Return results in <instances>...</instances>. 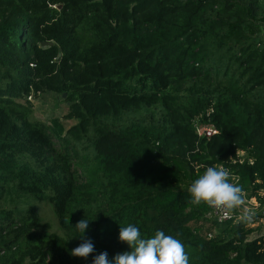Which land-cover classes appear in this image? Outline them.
<instances>
[{"label":"trees","instance_id":"obj_1","mask_svg":"<svg viewBox=\"0 0 264 264\" xmlns=\"http://www.w3.org/2000/svg\"><path fill=\"white\" fill-rule=\"evenodd\" d=\"M44 93L73 125L35 119ZM209 166L264 205V0H0V264L112 259L128 224L189 264H264L256 218L191 203Z\"/></svg>","mask_w":264,"mask_h":264},{"label":"clouds","instance_id":"obj_2","mask_svg":"<svg viewBox=\"0 0 264 264\" xmlns=\"http://www.w3.org/2000/svg\"><path fill=\"white\" fill-rule=\"evenodd\" d=\"M241 192L239 185L229 181V173L226 170L214 166L207 167L188 188L193 205L204 203L226 210H232L243 203ZM248 218L246 214L245 219ZM73 227L80 233L76 238L81 243L71 250V255L87 260L90 254L95 253L92 239L86 236L90 221L82 218ZM118 240L126 243L130 250L118 253L112 259H109L107 252H100L92 255L91 264H189L182 241L162 230L144 238L136 226L128 224L121 227Z\"/></svg>","mask_w":264,"mask_h":264},{"label":"built area","instance_id":"obj_3","mask_svg":"<svg viewBox=\"0 0 264 264\" xmlns=\"http://www.w3.org/2000/svg\"><path fill=\"white\" fill-rule=\"evenodd\" d=\"M32 97H27V101H31ZM197 134L200 137L210 138L216 134V131L211 126H205L197 128ZM243 153H240L242 156ZM243 203L232 210H226L223 208L210 207V212L207 214L206 218L215 221L216 223H223L230 221L232 219H245V215H248V221L252 222L255 218L257 219V226L264 228V205H261L256 201L255 198H246L244 194L241 193ZM209 237L211 235H208Z\"/></svg>","mask_w":264,"mask_h":264},{"label":"rangeland","instance_id":"obj_4","mask_svg":"<svg viewBox=\"0 0 264 264\" xmlns=\"http://www.w3.org/2000/svg\"><path fill=\"white\" fill-rule=\"evenodd\" d=\"M31 103L33 104L34 108L33 116L40 122L50 124V122L57 119L59 120V126H63V128H67L75 123V121L68 122L61 119L62 114H64L67 110V106L58 100L54 94L44 93L38 97H33ZM59 130L60 127L58 128V131ZM260 192L264 194V190ZM46 211L47 210L44 209V212ZM232 211H234V209H232ZM260 232L264 234L263 229Z\"/></svg>","mask_w":264,"mask_h":264},{"label":"water","instance_id":"obj_5","mask_svg":"<svg viewBox=\"0 0 264 264\" xmlns=\"http://www.w3.org/2000/svg\"><path fill=\"white\" fill-rule=\"evenodd\" d=\"M60 8H61L60 6L57 7L58 10H59ZM41 46H45V43H42ZM62 96H63V98H65V94H63Z\"/></svg>","mask_w":264,"mask_h":264}]
</instances>
